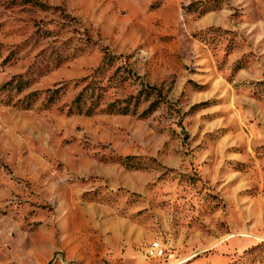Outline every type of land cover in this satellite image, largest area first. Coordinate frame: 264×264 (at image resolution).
<instances>
[{"label": "rangeland", "instance_id": "374dc122", "mask_svg": "<svg viewBox=\"0 0 264 264\" xmlns=\"http://www.w3.org/2000/svg\"><path fill=\"white\" fill-rule=\"evenodd\" d=\"M0 264H264V0H0Z\"/></svg>", "mask_w": 264, "mask_h": 264}, {"label": "built area", "instance_id": "2783aa9c", "mask_svg": "<svg viewBox=\"0 0 264 264\" xmlns=\"http://www.w3.org/2000/svg\"><path fill=\"white\" fill-rule=\"evenodd\" d=\"M163 250L158 241L151 242L146 249V255L148 257H156L162 254Z\"/></svg>", "mask_w": 264, "mask_h": 264}, {"label": "trees", "instance_id": "16d2710c", "mask_svg": "<svg viewBox=\"0 0 264 264\" xmlns=\"http://www.w3.org/2000/svg\"><path fill=\"white\" fill-rule=\"evenodd\" d=\"M146 87V89H149V90H155V88L154 87H152V86H145ZM79 94L76 96L77 98L76 99H79Z\"/></svg>", "mask_w": 264, "mask_h": 264}]
</instances>
